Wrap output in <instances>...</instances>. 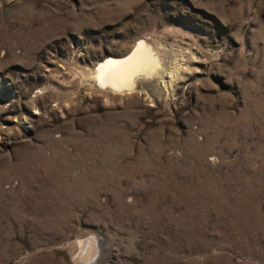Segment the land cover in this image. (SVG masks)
Returning a JSON list of instances; mask_svg holds the SVG:
<instances>
[{
    "label": "rangeland",
    "instance_id": "1",
    "mask_svg": "<svg viewBox=\"0 0 264 264\" xmlns=\"http://www.w3.org/2000/svg\"><path fill=\"white\" fill-rule=\"evenodd\" d=\"M0 264H264V0H0Z\"/></svg>",
    "mask_w": 264,
    "mask_h": 264
},
{
    "label": "bare ground",
    "instance_id": "2",
    "mask_svg": "<svg viewBox=\"0 0 264 264\" xmlns=\"http://www.w3.org/2000/svg\"><path fill=\"white\" fill-rule=\"evenodd\" d=\"M161 62L158 52L142 38L128 53L118 57L109 56L98 62L89 75L95 86L109 91L123 93L134 89L144 90L152 83V81L149 83L150 79H155L161 74L163 70ZM163 83L166 84L164 81ZM83 244L88 249L92 245V241L86 240ZM86 253H90V250H87Z\"/></svg>",
    "mask_w": 264,
    "mask_h": 264
}]
</instances>
